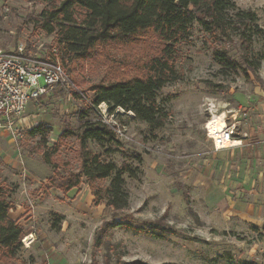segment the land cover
Listing matches in <instances>:
<instances>
[{
    "label": "rangeland",
    "instance_id": "rangeland-1",
    "mask_svg": "<svg viewBox=\"0 0 264 264\" xmlns=\"http://www.w3.org/2000/svg\"><path fill=\"white\" fill-rule=\"evenodd\" d=\"M234 1L256 13L264 28V0ZM45 8L38 1L0 0V48L15 52L22 46L45 59H53L56 50L55 60L70 80L40 104H29L22 138L0 133V184L13 206L11 218L24 228L22 240L30 236L12 261L3 263L0 252V264H264V61L256 76L226 75L214 52L225 49L231 61L241 62L245 53L239 40L214 42L193 25L178 45L181 80L158 93L163 127L152 130L119 109L114 121L127 138L89 143L104 160L139 172L138 179L124 176L129 207L114 212L106 203L94 205L86 179L67 194L44 186L57 175L67 179L80 170L81 126L102 120L95 109L87 111L91 86L142 74L159 44L142 37L97 47L85 61L64 63L55 36L35 25ZM263 45L264 38L257 39L254 53ZM105 105L102 110L113 123ZM221 115L235 125V138L247 151L213 154L204 128ZM38 125L50 131L30 135ZM68 130L75 135L62 137ZM54 149L56 170L44 160Z\"/></svg>",
    "mask_w": 264,
    "mask_h": 264
},
{
    "label": "trees",
    "instance_id": "trees-1",
    "mask_svg": "<svg viewBox=\"0 0 264 264\" xmlns=\"http://www.w3.org/2000/svg\"><path fill=\"white\" fill-rule=\"evenodd\" d=\"M23 1L47 4V8L34 22L37 28L55 36V45L60 53L58 57L64 63L85 61L91 58L97 47L127 45L142 37L156 40L159 44L157 52L146 61L142 74L98 83L90 88L92 105L97 107L107 104L110 114L119 109L131 112L134 119L146 123L152 130H159L164 125V116L157 102L158 93L167 85L181 80L177 68L178 45L188 37L194 24L199 25L214 42L231 41L234 38L239 40L245 53L241 62L231 61L225 49L220 50L218 47L214 52L216 62L226 75L244 73L249 76L252 73L256 76L264 61V45L259 54H255L253 49L255 41L264 38V28L258 23L256 13L241 9L234 0ZM93 109L87 106V111ZM82 119H85L84 116ZM81 127L77 136L81 164L79 172L67 179L55 173L57 177L49 179L44 187L67 194L79 188L83 179H86L91 185L94 205L106 203L114 212L128 209L129 193L124 176L138 179V170L127 163L118 168L90 149L89 143L101 146L106 142L117 141L116 134L109 126L101 121L86 120ZM49 131L47 127L38 125L31 130L30 135H43ZM73 135L75 133L68 130L62 137ZM57 153L54 149L44 154L45 162L55 170L58 166L53 164V157ZM105 181H109L108 186H96L97 182ZM8 199L0 184V252L6 257L3 263L16 258L25 234L24 228L10 216L13 206ZM118 225L132 229L131 225L123 222ZM136 231L145 232L141 229Z\"/></svg>",
    "mask_w": 264,
    "mask_h": 264
},
{
    "label": "built area",
    "instance_id": "built-area-1",
    "mask_svg": "<svg viewBox=\"0 0 264 264\" xmlns=\"http://www.w3.org/2000/svg\"><path fill=\"white\" fill-rule=\"evenodd\" d=\"M27 52L22 46L15 52L0 48V133L8 132L14 139L22 138L21 122L31 102L34 105L40 104L41 100L44 101L58 88L70 85L67 72L58 60L32 56ZM53 54L57 56L58 53L54 50ZM90 105L99 112L101 122L109 126L117 137L127 138L114 121L115 113L110 114L113 123L107 121L108 110H102L105 104L97 107ZM210 123L211 120L205 125V130L212 140L214 152L236 146L235 125L226 123L223 130L211 135ZM29 238L30 236L24 237V245Z\"/></svg>",
    "mask_w": 264,
    "mask_h": 264
},
{
    "label": "bare ground",
    "instance_id": "bare-ground-1",
    "mask_svg": "<svg viewBox=\"0 0 264 264\" xmlns=\"http://www.w3.org/2000/svg\"><path fill=\"white\" fill-rule=\"evenodd\" d=\"M106 108V105H104ZM226 126V116L221 115V116H213L211 119L210 123V130H211V135H215V132H218L220 130H223Z\"/></svg>",
    "mask_w": 264,
    "mask_h": 264
},
{
    "label": "crops",
    "instance_id": "crops-1",
    "mask_svg": "<svg viewBox=\"0 0 264 264\" xmlns=\"http://www.w3.org/2000/svg\"><path fill=\"white\" fill-rule=\"evenodd\" d=\"M233 117H236V115H234ZM205 129V128H204ZM235 135H236V133H235ZM209 139V138H208ZM210 140V139H209ZM211 141V140H210ZM234 141H236L237 142V144H236V146L235 147H233V148H228V149H225V150H221V151H219V152H212L213 154H217V155H226V154H228V153H234V152H242L243 150H245L244 148L242 149V147H241V145H242V140L241 139H238V138H235V136H234ZM212 142V141H211ZM212 151H213V149H212ZM245 151H247V150H245Z\"/></svg>",
    "mask_w": 264,
    "mask_h": 264
}]
</instances>
